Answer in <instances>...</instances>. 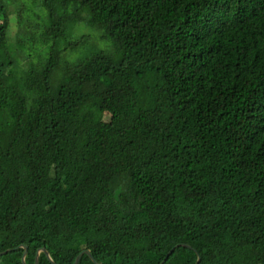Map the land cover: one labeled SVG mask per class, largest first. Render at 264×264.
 Masks as SVG:
<instances>
[{
	"label": "trees",
	"instance_id": "trees-1",
	"mask_svg": "<svg viewBox=\"0 0 264 264\" xmlns=\"http://www.w3.org/2000/svg\"><path fill=\"white\" fill-rule=\"evenodd\" d=\"M35 1L18 79L0 0V264H264V0ZM70 5L119 56L54 91Z\"/></svg>",
	"mask_w": 264,
	"mask_h": 264
},
{
	"label": "rangeland",
	"instance_id": "rangeland-1",
	"mask_svg": "<svg viewBox=\"0 0 264 264\" xmlns=\"http://www.w3.org/2000/svg\"><path fill=\"white\" fill-rule=\"evenodd\" d=\"M9 10L7 51L15 61V78H24L30 70L40 68L52 42L48 30L53 27L49 11L35 0H7ZM64 30L57 42L60 59L50 75L55 91L68 75L96 54L111 58L119 56V49L96 25L89 23V10L80 5L68 6L65 12ZM48 40V43L45 41ZM34 97L29 101L33 104ZM104 120L110 115L104 114Z\"/></svg>",
	"mask_w": 264,
	"mask_h": 264
},
{
	"label": "water",
	"instance_id": "water-1",
	"mask_svg": "<svg viewBox=\"0 0 264 264\" xmlns=\"http://www.w3.org/2000/svg\"><path fill=\"white\" fill-rule=\"evenodd\" d=\"M174 248H175V246L172 247V248L167 252V254H166V256H165L164 259H166V258L172 253V251L174 250ZM10 250H12V249H7V250H4V251H1V252H0V255H1V254H4V253H6V252H8V251H10ZM26 251H27V246H24L23 256H22V258H21L23 263H24V256H25V254H26ZM42 251H44V253H45V255L47 256V258H48L49 260H51L48 251L45 250L44 248H42ZM83 252H85L86 254H88V255L91 257V259L93 260V262H94L95 264H98L97 261L94 259V257L90 254V251L87 250V249L84 250V251H81V252L77 255L74 264H77V263H78V260H79L80 256L83 254ZM199 259H200V258H199V256H198V260H199ZM37 260H38V257L36 256V258H35V264H37ZM198 260H197V262H198ZM51 261H52V260H51ZM197 262H196L195 264H197Z\"/></svg>",
	"mask_w": 264,
	"mask_h": 264
}]
</instances>
